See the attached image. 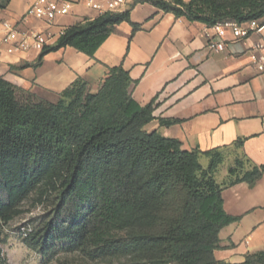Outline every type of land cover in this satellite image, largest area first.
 Segmentation results:
<instances>
[{"label":"trees","instance_id":"1","mask_svg":"<svg viewBox=\"0 0 264 264\" xmlns=\"http://www.w3.org/2000/svg\"><path fill=\"white\" fill-rule=\"evenodd\" d=\"M9 1L0 0V10ZM148 3L208 27L225 21L264 25V0ZM130 19L128 9L79 23L46 46L32 66L66 47L94 57ZM135 83L122 66L113 67L96 93L80 78L53 103L0 76V235L33 198L45 210L26 241L44 258L62 252L100 264H264V253L242 263L214 257L221 230L238 221L226 213L224 189L215 180L220 156L147 132L156 100L140 105L132 94ZM201 154L212 156L207 169ZM241 168L238 160L230 169L235 180L229 186L253 187L264 173V166L244 174ZM177 192L182 201L168 214ZM0 264H6L1 248Z\"/></svg>","mask_w":264,"mask_h":264},{"label":"crops","instance_id":"2","mask_svg":"<svg viewBox=\"0 0 264 264\" xmlns=\"http://www.w3.org/2000/svg\"><path fill=\"white\" fill-rule=\"evenodd\" d=\"M35 1L10 0L0 10V26L8 21L47 34V46H53L67 29L98 17L82 0H66L75 4L73 11L49 26L26 17ZM129 9L130 21L118 25L94 57L66 47L33 67L41 52L9 54L0 35V76L56 103L59 94L80 78L96 93L110 68L122 66L136 82L133 98L142 106L156 100L154 120L144 128L147 132L177 139L188 151L220 156L215 180L224 189L226 213L238 221L221 230V248L214 257L242 263L249 255L264 253V173L253 187L245 182L229 186L235 180L229 171L238 160L242 174L264 166V73L257 69L264 57V25L219 51L209 46L213 27L177 18L149 3H133ZM171 121L177 123L164 125ZM211 159L200 155L204 169Z\"/></svg>","mask_w":264,"mask_h":264},{"label":"built area","instance_id":"3","mask_svg":"<svg viewBox=\"0 0 264 264\" xmlns=\"http://www.w3.org/2000/svg\"><path fill=\"white\" fill-rule=\"evenodd\" d=\"M84 5L102 16L108 12H123L133 3H148L151 0H82ZM171 2L173 0H163ZM75 4L66 0H36L28 9L26 17L45 21L49 26L59 16H66L74 9ZM263 28L262 21L253 20L240 25L234 21H225L213 27L215 33L210 37L209 46L222 51L227 43H236L248 38L252 33ZM2 43L9 54H22L28 52H42L48 45L49 36L44 33L26 31L18 28L16 24L4 21L0 26ZM257 69L264 73V57L257 62Z\"/></svg>","mask_w":264,"mask_h":264},{"label":"rangeland","instance_id":"4","mask_svg":"<svg viewBox=\"0 0 264 264\" xmlns=\"http://www.w3.org/2000/svg\"><path fill=\"white\" fill-rule=\"evenodd\" d=\"M182 193L177 192L175 199L168 203V214H172L182 201ZM24 213L10 223L3 225L0 235V248L6 264H100L91 262L80 254L57 253L53 258H44L26 241L27 232L34 229L42 216L43 208L36 205L33 198L22 205ZM104 264V263H102Z\"/></svg>","mask_w":264,"mask_h":264}]
</instances>
